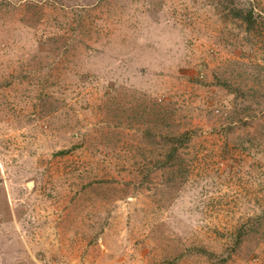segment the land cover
Segmentation results:
<instances>
[{
	"label": "rangeland",
	"instance_id": "1",
	"mask_svg": "<svg viewBox=\"0 0 264 264\" xmlns=\"http://www.w3.org/2000/svg\"><path fill=\"white\" fill-rule=\"evenodd\" d=\"M0 264H264V0H0Z\"/></svg>",
	"mask_w": 264,
	"mask_h": 264
},
{
	"label": "trees",
	"instance_id": "2",
	"mask_svg": "<svg viewBox=\"0 0 264 264\" xmlns=\"http://www.w3.org/2000/svg\"><path fill=\"white\" fill-rule=\"evenodd\" d=\"M239 9L244 10V8H239Z\"/></svg>",
	"mask_w": 264,
	"mask_h": 264
},
{
	"label": "built area",
	"instance_id": "3",
	"mask_svg": "<svg viewBox=\"0 0 264 264\" xmlns=\"http://www.w3.org/2000/svg\"><path fill=\"white\" fill-rule=\"evenodd\" d=\"M202 76H203V74H202Z\"/></svg>",
	"mask_w": 264,
	"mask_h": 264
}]
</instances>
